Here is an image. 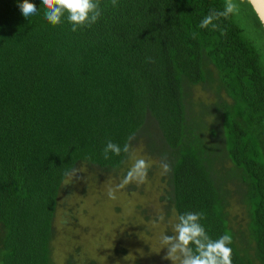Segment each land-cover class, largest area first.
Segmentation results:
<instances>
[{"label": "trees", "instance_id": "obj_1", "mask_svg": "<svg viewBox=\"0 0 264 264\" xmlns=\"http://www.w3.org/2000/svg\"><path fill=\"white\" fill-rule=\"evenodd\" d=\"M22 2L0 0V264H51L67 176L119 171L127 153L105 159L107 142L123 149L148 121L171 167L166 209L203 213L212 239L231 235L232 264H264V29L247 0L218 21L225 34L199 28L224 0H100L98 21L76 32L66 15L49 23L42 0L25 18ZM209 67L228 99L218 95L221 156L188 121L186 87L206 85Z\"/></svg>", "mask_w": 264, "mask_h": 264}, {"label": "rangeland", "instance_id": "obj_2", "mask_svg": "<svg viewBox=\"0 0 264 264\" xmlns=\"http://www.w3.org/2000/svg\"><path fill=\"white\" fill-rule=\"evenodd\" d=\"M240 1L234 0L239 8L242 7ZM239 17L241 24L251 26L250 18ZM261 44L264 52V42ZM209 70L206 85L186 87L188 121L193 129L206 135L203 139L211 149L218 146L216 151L221 156L222 137L217 116L220 101L228 99L212 67ZM210 132L216 134L215 139ZM129 145L130 152L119 171L105 173L78 165L67 176L54 222L56 237L50 244L51 264H172L164 259L167 249H162L161 244L162 235L172 233L171 223H175L172 209L169 212L163 200L169 182L160 167V161L166 157L162 152L164 141L156 124L148 121ZM132 153L135 158L149 163L147 181L117 189L116 199H110L108 189H115L134 163ZM219 161L214 160L213 167L217 177L236 186L237 180L228 175L232 168L230 163ZM230 211L237 220L243 216L236 203L231 204ZM161 215L165 217L163 222L157 219Z\"/></svg>", "mask_w": 264, "mask_h": 264}, {"label": "clouds", "instance_id": "obj_3", "mask_svg": "<svg viewBox=\"0 0 264 264\" xmlns=\"http://www.w3.org/2000/svg\"><path fill=\"white\" fill-rule=\"evenodd\" d=\"M260 18V23L264 24V0H247ZM118 0H112V5L117 6ZM45 17L53 26L62 23L65 15L71 23V31L76 32L84 27H91L95 24L102 14L100 0H42ZM22 15L29 18H36L39 11L34 3L29 0H23L18 4ZM239 5L234 0H225L223 10L215 8L210 9L209 13L202 18L199 23L201 29L220 30L218 21L228 19L238 11ZM34 22V20H33ZM198 33L192 32L193 39ZM150 59V62H154ZM130 152V145L125 144L123 149L112 141H108L104 148V158L109 159V153L117 156ZM134 163L117 187L109 188L107 195L110 199H116L117 189H122L126 185L135 182L137 185L144 184L147 181L149 163L143 158H135L132 153ZM160 167L163 174L171 171V167L165 157L160 161ZM203 213L187 212L175 217V223H171L172 235L164 234L161 237L163 248L167 249L164 257L172 261V264H232V249L229 245L232 243V237L224 234L218 239H212L203 225L200 223ZM159 222H163L165 217L159 216Z\"/></svg>", "mask_w": 264, "mask_h": 264}, {"label": "water", "instance_id": "obj_4", "mask_svg": "<svg viewBox=\"0 0 264 264\" xmlns=\"http://www.w3.org/2000/svg\"><path fill=\"white\" fill-rule=\"evenodd\" d=\"M254 10V9H253ZM254 12H255V10H254ZM256 13V12H255ZM256 15H257V13H256ZM257 17H258V19L260 20V18H259V16L257 15ZM262 26H263V29H264V24H262Z\"/></svg>", "mask_w": 264, "mask_h": 264}]
</instances>
